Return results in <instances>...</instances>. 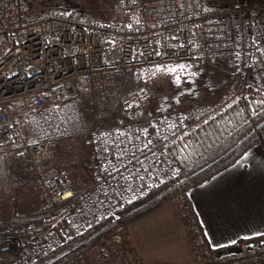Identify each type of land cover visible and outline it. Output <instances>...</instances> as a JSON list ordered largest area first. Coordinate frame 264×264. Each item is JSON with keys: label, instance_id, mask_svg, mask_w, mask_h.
<instances>
[{"label": "built area", "instance_id": "2783aa9c", "mask_svg": "<svg viewBox=\"0 0 264 264\" xmlns=\"http://www.w3.org/2000/svg\"><path fill=\"white\" fill-rule=\"evenodd\" d=\"M28 5L0 0V197L15 190L11 157L19 150L26 159L21 179L39 181L47 214L40 226L25 222L0 236V253L32 262L170 179L173 163L160 145L189 116L155 117L151 138L135 120L139 68L226 56L235 59L240 83L264 93V2L116 0L128 13L120 24L74 12L30 14ZM86 83L97 117L123 107L129 121L94 133L93 182L79 193L69 168L53 165L52 139L36 135L31 120L47 98L59 109ZM12 212L21 216L15 206ZM210 264H264V239L219 249Z\"/></svg>", "mask_w": 264, "mask_h": 264}, {"label": "trees", "instance_id": "16d2710c", "mask_svg": "<svg viewBox=\"0 0 264 264\" xmlns=\"http://www.w3.org/2000/svg\"><path fill=\"white\" fill-rule=\"evenodd\" d=\"M258 1L264 2V0ZM58 12L60 11L52 13ZM155 68L156 66L141 67L136 75L144 81L151 80L163 73L151 76L150 72ZM246 88L238 98L231 102H217L212 106L193 108L188 113L187 126L160 145L165 152V157L173 160L177 166V171L168 181L126 204L115 218L99 220L88 230L70 236L64 244L35 261L27 262L13 253H0V264H78L95 252L103 255L104 247L101 237L104 234L113 235L122 231L175 199H182L183 204L189 207L188 192L191 188L233 165L251 147L257 144L264 147V108L257 109L258 102L264 100V93L251 87ZM68 116L69 110L56 109L50 98H47L42 109L32 117L33 132L39 137L52 139L54 142L58 138H64L71 132ZM228 121L232 123L229 124ZM186 142L191 144V148L182 153L180 150ZM193 149H195L194 152ZM188 153H192L189 158L182 159ZM12 169L15 190L6 197L14 202V192H17L19 188L25 190L29 187H23L24 180L20 175L22 168L13 161ZM31 181L39 185L35 192L37 197L41 192L40 183L38 180ZM12 210L13 208L10 209L8 216H5L2 214L3 210L0 209V236H4L9 230L25 222L31 221L40 226L44 222L42 215L47 214V210L40 208V215H34L35 213L32 214L33 211L27 205L23 206L22 211L19 209L20 217H15ZM193 223V229L200 233L202 230L198 220L195 219ZM262 238L264 236L260 235L248 240H239L238 243ZM216 251L217 249L211 250L213 253ZM100 255L97 254V260L101 257L105 259V255Z\"/></svg>", "mask_w": 264, "mask_h": 264}, {"label": "rangeland", "instance_id": "374dc122", "mask_svg": "<svg viewBox=\"0 0 264 264\" xmlns=\"http://www.w3.org/2000/svg\"><path fill=\"white\" fill-rule=\"evenodd\" d=\"M28 9L30 14L52 13L54 11L74 12L85 18L87 16L92 21H104L112 24L126 23L128 20V13L116 8V0H29ZM2 53L1 47L0 54ZM180 64L191 67L181 72L179 85L174 83V74L166 72L147 81L136 75L137 92L134 95V101L137 104V115L135 120L148 128L147 132L151 138L154 137L155 117L164 113L172 114L183 110L189 113L193 108H204L217 102H231L247 89L235 76L236 61L234 58L224 56L207 61L194 60L170 64L169 67ZM189 72H195L197 75L190 76L188 75ZM76 89V94L65 100L59 108L69 110L67 120L71 132L68 136L52 142V144L55 143L53 165H66L71 173L73 184L78 192L82 193L93 182H91V177L94 176L93 171L96 165L94 133L97 130L109 129L129 121V119L125 116L123 107L114 109L109 116L97 117L93 111L89 84H77ZM143 94H146V97H143ZM12 158L16 165L24 168L26 159L19 150L14 153ZM172 163L171 177L177 171V166L173 160ZM23 182V187L29 188L25 190L19 188L17 192H14V202H11L12 200L6 196L0 197V209L3 210V215L8 216L13 205L21 211L23 206L27 205L33 211L32 214L38 215L40 213L39 196L36 197L35 193L39 185H35L33 181L24 180ZM175 200L183 204L182 199ZM183 208L186 209L187 206L183 204ZM42 216L45 219L46 215ZM194 221L193 216H186L190 235H192L190 230ZM129 226L113 235L104 234L107 236V240L104 239V235L101 237L104 247L102 253L105 255V259L101 257L97 260V254H100L95 252L78 264H137L131 253L130 241L127 238ZM117 237L122 238L121 244H116ZM203 259L197 264H207L208 260Z\"/></svg>", "mask_w": 264, "mask_h": 264}, {"label": "crops", "instance_id": "0c3cea01", "mask_svg": "<svg viewBox=\"0 0 264 264\" xmlns=\"http://www.w3.org/2000/svg\"><path fill=\"white\" fill-rule=\"evenodd\" d=\"M188 197L186 209L173 200L129 226L137 264H197L211 260V250L264 234V147H251L233 165L191 188ZM187 215L198 220L200 233L193 226L188 233ZM115 241L121 244L122 238Z\"/></svg>", "mask_w": 264, "mask_h": 264}, {"label": "snow or ice", "instance_id": "6c2138e0", "mask_svg": "<svg viewBox=\"0 0 264 264\" xmlns=\"http://www.w3.org/2000/svg\"><path fill=\"white\" fill-rule=\"evenodd\" d=\"M138 22L139 21H137V23ZM129 27H131V25H129ZM258 50H260L262 53H264V49H258ZM159 54L160 53L158 52L157 55H159ZM239 55L240 54L237 52L236 53L237 59H239ZM190 67H191L190 65H186V64H180L178 66H171V67H169V66H159L158 65V66H156V68L154 70H152L150 72V75L151 76H155L158 73H162V72H166V73H169V74H174V76H175L174 83L179 85L180 82H181V72H183L184 70H186V69H188ZM178 69H179V71H178ZM188 75L195 76V75H197V73L189 72ZM259 108H264V100H261V101L258 102L257 109H259ZM228 123L231 124L232 121H228ZM170 127L174 128L175 125H172ZM181 138H183V137H181ZM150 144H151V141L149 140V142L147 144H145L144 147L147 148V147H149ZM189 148H191V144L186 142L184 144L183 148L180 151L183 153L186 149H189ZM194 151H195V149H193V152ZM191 154L192 153H188V155L183 156L182 159H188ZM68 195H71V193H68ZM260 235H264V234H260ZM231 243L234 244V243H236V241H231ZM221 246L222 245H216V247H221ZM224 246H226V245H224Z\"/></svg>", "mask_w": 264, "mask_h": 264}]
</instances>
